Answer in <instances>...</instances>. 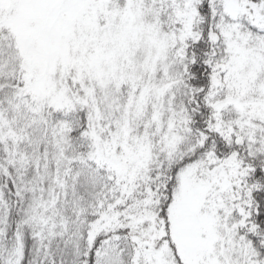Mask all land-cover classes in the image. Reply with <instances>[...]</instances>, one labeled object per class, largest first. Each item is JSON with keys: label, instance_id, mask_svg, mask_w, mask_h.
<instances>
[{"label": "snow or ice", "instance_id": "snow-or-ice-1", "mask_svg": "<svg viewBox=\"0 0 264 264\" xmlns=\"http://www.w3.org/2000/svg\"><path fill=\"white\" fill-rule=\"evenodd\" d=\"M0 264H264V0H0Z\"/></svg>", "mask_w": 264, "mask_h": 264}]
</instances>
